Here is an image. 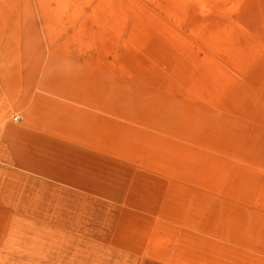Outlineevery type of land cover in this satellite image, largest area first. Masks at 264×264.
<instances>
[{
	"label": "rangeland",
	"instance_id": "374dc122",
	"mask_svg": "<svg viewBox=\"0 0 264 264\" xmlns=\"http://www.w3.org/2000/svg\"><path fill=\"white\" fill-rule=\"evenodd\" d=\"M38 92L91 96L107 141L201 176L218 230L264 256V0H0V137L45 115Z\"/></svg>",
	"mask_w": 264,
	"mask_h": 264
},
{
	"label": "crops",
	"instance_id": "0c3cea01",
	"mask_svg": "<svg viewBox=\"0 0 264 264\" xmlns=\"http://www.w3.org/2000/svg\"><path fill=\"white\" fill-rule=\"evenodd\" d=\"M87 97L34 93L45 115L25 107L23 125L2 128L0 264H257L248 241L218 230L201 176L157 174L107 141Z\"/></svg>",
	"mask_w": 264,
	"mask_h": 264
},
{
	"label": "built area",
	"instance_id": "2783aa9c",
	"mask_svg": "<svg viewBox=\"0 0 264 264\" xmlns=\"http://www.w3.org/2000/svg\"><path fill=\"white\" fill-rule=\"evenodd\" d=\"M14 121H16V122H17V121H18V118H17V117H15V118H14Z\"/></svg>",
	"mask_w": 264,
	"mask_h": 264
}]
</instances>
